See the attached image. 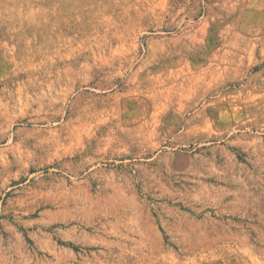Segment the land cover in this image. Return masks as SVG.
<instances>
[{
  "label": "rangeland",
  "instance_id": "374dc122",
  "mask_svg": "<svg viewBox=\"0 0 264 264\" xmlns=\"http://www.w3.org/2000/svg\"><path fill=\"white\" fill-rule=\"evenodd\" d=\"M0 264H264V0H0Z\"/></svg>",
  "mask_w": 264,
  "mask_h": 264
}]
</instances>
